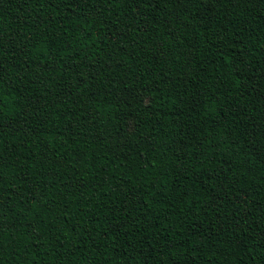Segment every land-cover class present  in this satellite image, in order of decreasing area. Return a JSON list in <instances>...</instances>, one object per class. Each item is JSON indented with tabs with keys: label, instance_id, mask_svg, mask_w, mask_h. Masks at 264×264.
Instances as JSON below:
<instances>
[{
	"label": "trees",
	"instance_id": "1",
	"mask_svg": "<svg viewBox=\"0 0 264 264\" xmlns=\"http://www.w3.org/2000/svg\"><path fill=\"white\" fill-rule=\"evenodd\" d=\"M0 264H264V0H0Z\"/></svg>",
	"mask_w": 264,
	"mask_h": 264
}]
</instances>
